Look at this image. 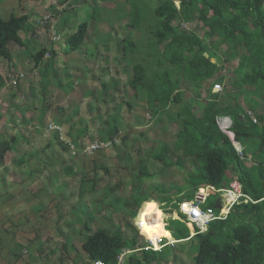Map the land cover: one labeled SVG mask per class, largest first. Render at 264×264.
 Masks as SVG:
<instances>
[{"label": "rangeland", "instance_id": "obj_1", "mask_svg": "<svg viewBox=\"0 0 264 264\" xmlns=\"http://www.w3.org/2000/svg\"><path fill=\"white\" fill-rule=\"evenodd\" d=\"M77 2L79 7L68 2L61 15L69 21L67 27L62 21L51 22L61 41L52 43L50 27H45L43 39L27 43L21 36L24 47L11 42V60L0 58V142L11 141V150L0 161V264H88L82 248L87 235L100 228L110 233L121 229L124 238H131L137 230L135 222L149 239L168 238L165 228L171 231L176 213H165L161 200L178 196L177 189L186 187L187 172L198 167L182 151H169L166 157L159 151L162 145L173 147L179 131L178 107L170 105L154 118L147 98L136 99L129 86L132 66L150 59L149 33L157 0H131L138 8L120 21L116 20L123 11L104 13L91 0ZM0 18L9 16L0 10ZM137 20L141 24L133 28ZM82 23L89 26L88 38L80 50L66 54L65 40ZM185 25L187 31L204 37L201 23ZM124 38L136 43V53L128 58L122 55ZM53 44L57 45L53 67L47 68L48 55L36 67L34 55ZM168 67L164 64V69ZM20 74L24 79L13 85L11 78ZM209 85L210 81L199 91L193 85L183 87L185 100L200 93L201 98L193 102L197 114L202 112ZM114 115H118L120 137L116 144L91 156L77 153L98 141H110H102L100 133L113 123ZM51 124L62 128L60 139L67 150L54 140ZM82 129L87 134L82 135ZM77 136L78 146L73 143ZM141 171L150 176L140 178ZM136 186L146 193L141 195H149V201L132 219L123 202L131 199ZM85 223L92 233L84 229ZM138 242L145 243L141 235ZM194 243H178L173 251L177 259L171 255L164 264H193ZM128 251L119 256L120 264H128Z\"/></svg>", "mask_w": 264, "mask_h": 264}, {"label": "trees", "instance_id": "obj_2", "mask_svg": "<svg viewBox=\"0 0 264 264\" xmlns=\"http://www.w3.org/2000/svg\"><path fill=\"white\" fill-rule=\"evenodd\" d=\"M132 8L137 9L138 6L132 3ZM132 15L129 13L130 17ZM153 15L155 23L149 33L151 53L147 56L150 59L132 66L133 78L129 86L136 99L143 95L147 98V107L154 118L170 105L178 107L175 120L179 131L173 147L162 145L159 151H164V157L169 151H182L184 158L198 164L194 171L187 172L186 187L177 189L178 196L162 198V207L167 214L176 213L179 204L193 200L199 189L205 186L227 188L234 179L239 180L244 193L255 203L234 206L225 220L214 221L205 234L190 239L195 240L191 247L195 254L193 264H264V153L259 155V151H264V126L261 130L263 144L255 149L254 164L248 167L237 154L231 138L221 131L218 124V118L231 117L235 141L243 144L244 140L251 139L250 147L257 145L253 141L260 130V122L264 123V115L257 114V124L245 121L240 100L245 98L246 104L249 100H264V0H157ZM28 21L26 16H11L8 20L0 18V58L11 60L9 43L24 46L21 33L28 28ZM196 22L206 30L203 38L181 29L182 23ZM140 24L137 20V24L132 25L138 28ZM88 29V24L82 23L65 40L66 54L81 49L88 38ZM121 44L123 58L136 53V43L131 39L124 38ZM223 46H227V63L240 57L236 69L239 77L230 79L231 90L226 88L222 93H214V85L226 81V77L221 75L222 67L212 62ZM47 55L51 57L47 68L53 67L57 58L53 46L43 47L34 55L36 67ZM166 63L169 67L164 69ZM209 81L202 112L197 114L193 102L201 98L200 93L191 100H185L183 89L186 85H193L199 91ZM117 119L118 115H114L113 123L104 134L100 133L102 141H113L118 135ZM39 121L42 122V117ZM81 132L82 135L87 134L86 129ZM54 138L67 150L58 132H54ZM78 142L79 136L73 140L76 146ZM10 150V140L0 142V157L3 158ZM244 155L248 157L245 152ZM20 164H23V159ZM180 166L184 167V164ZM68 173L72 174L73 170L68 169ZM146 175L150 176L140 172V178ZM141 193L146 194L141 186H136L131 199L123 202L126 208H130L132 219L138 215L141 204L149 201V195ZM209 205L213 203L209 201ZM159 214L166 217L162 211ZM90 220H93L91 215ZM169 228L176 240H186L190 236L188 227L180 220L172 219ZM84 229L92 233L87 223ZM133 233L131 238H124L121 229L110 233L100 228L87 235L82 248L88 256V264L98 261L118 264L124 249L133 251L128 255V264H164L171 255L176 258L169 248L161 252L141 250L144 243L138 242L139 232L134 229Z\"/></svg>", "mask_w": 264, "mask_h": 264}, {"label": "built area", "instance_id": "obj_3", "mask_svg": "<svg viewBox=\"0 0 264 264\" xmlns=\"http://www.w3.org/2000/svg\"><path fill=\"white\" fill-rule=\"evenodd\" d=\"M67 1L70 2L74 0H67ZM176 5L178 8H180L179 2H176ZM51 22H53L52 16L46 15L43 17L41 21H39L38 25L41 28H44L45 30V27H47V25ZM182 26L183 28L188 30L185 23H182ZM49 34H50V40L52 43L59 42V40L61 39L60 34L56 30H54L53 27L49 28ZM24 77H25L24 74H20L18 76L15 75L14 77L11 78L12 84L17 85L21 81V79H24ZM213 90L215 92L221 93L223 91V88L220 84H215L213 87ZM242 119H244L245 121H249L253 124H257L259 122L256 112L252 109H246L243 113ZM218 124H219L221 131L227 134L231 138L234 148L237 154L240 156V158L245 159L246 161L247 158L244 155V148L239 142L235 141V135L231 131L232 126H233L232 121L230 119H227L226 117H220L218 118ZM49 128L52 131L58 132L62 136V133H61L62 128L60 126L51 124ZM118 138L120 137L116 136L113 139V141H107L106 143L98 141L99 143L91 145L90 147L85 149V151H76V152L91 156L97 152L102 151L104 148L113 146L114 143L116 144V141ZM75 149L76 147L74 148V150ZM213 197L215 198V200L217 197L220 198L221 206H222L220 210L216 208L215 201L213 205H209V201ZM249 203H255V201H253L249 195L244 193L241 182L237 179H234L230 183L229 187L227 188H214L212 186H205L199 189L195 193L193 200H184L179 204V209L176 212V218H172V219L180 220L181 222L185 223L189 227H193L194 229H197V231H194L192 233V236H195L198 234L205 233L209 225L213 223L214 221L225 220L230 214L231 210L234 208V206L241 205V204H249ZM134 225L137 231L139 232V235H141V237L143 238L145 242L144 243L145 245L141 250L160 251L166 246H175L179 242H182V241L172 239V238H167V237H161L154 241L152 239L147 238L141 232V229L136 224V222L134 223ZM189 239L190 238H188L187 240ZM132 252L133 251H128L127 255H129ZM95 264H103V263L98 261V262H95ZM118 264H120L119 261H118Z\"/></svg>", "mask_w": 264, "mask_h": 264}, {"label": "crops", "instance_id": "obj_4", "mask_svg": "<svg viewBox=\"0 0 264 264\" xmlns=\"http://www.w3.org/2000/svg\"><path fill=\"white\" fill-rule=\"evenodd\" d=\"M77 1L78 0L70 1L71 3H69V4L71 5L72 3H74L76 6L79 7L80 5ZM84 1L87 2V0H84ZM68 2L69 1H67V0H0V10L3 12L4 15L9 16V18L11 16H15V17L26 16V17H28V19H29L28 28L26 29V31L21 33V36H22L23 40L26 41L27 43H29V42L32 43L33 40H36L35 38H37V37H41V39H43L42 37H44V33H43L42 28L38 25V23L46 15H51L54 23H56V24L59 21H62L61 24H63L65 27H67L69 25V21L63 20L62 19L63 17L61 16L64 14L65 7L67 6ZM80 2H81V0H80ZM91 3L94 6H96L98 9L102 10L104 13H107V12L114 13L118 10L123 11V15L121 17L117 18L116 21H120L122 19H125L126 17H129V13L133 9L132 4L128 0H91ZM124 11H125V13H124ZM16 12L18 14H15ZM51 13H57V16H53ZM104 20H108V19L104 18ZM104 26L111 27L110 25H107L106 22L104 23ZM114 26H119V24H116ZM47 27H51V23H49L47 25ZM24 44H25V42H24ZM55 44H53V45H54V48L56 49L57 45H55ZM226 50H227V46H223L222 48H220V50L216 53L217 56L212 59V62L216 63L219 67L220 66L222 67L221 75H224L226 77V81L221 83L223 89L228 88V90H231L232 88L230 86V79L233 78V79L237 80V78L239 77L237 75L236 69L238 67L240 57L237 58L236 60H234L233 62L227 63L226 62V57H227V55H226L227 51ZM240 52H242V51L240 50ZM230 64H232V66ZM245 89H246V87H245ZM213 92L218 93V92H215L214 90H213ZM240 103L243 106L244 111L246 109H252L256 112V114L262 115V116L264 115V100H263V102H261L259 99H255L254 101L249 100V104H246V99L244 98V99L240 100ZM250 105H252V107ZM223 117H226L227 119H230L232 121L231 117H229V116H223ZM263 126H264V123L260 122V130L258 132V135L256 134V137L253 141L254 145L256 143H258L259 145L257 144L254 147H250V146H252L251 145V143H252L251 139L246 140L245 141L246 143H243V144L240 143L245 150L244 152L247 154L246 156H248L246 159V165L248 167L254 164L253 159L256 156L255 149L257 150V146H262V144H263V136H262V132H261ZM263 153H264V151H259V155H261ZM218 198L219 197H217L215 200V202H216L215 206L217 205V199ZM220 203H221V201H220ZM161 206H162V204H161ZM186 226L189 229H191L190 236H189L190 239L197 236V235L192 236V233L194 231H197V229H194L193 227H189L188 225H186ZM165 231L169 234L168 238L175 239L172 236V232L169 231L168 228H165ZM207 231H208V229H207ZM205 233H202V234H205ZM189 240L186 239V240H181V241L182 242H185V241L190 242ZM182 242H179V244H181ZM177 245L178 244H176L175 246H166L163 249L169 248L172 251V253H174L173 252L174 248H176ZM162 250L153 251V252H161ZM191 251H193L192 248H191Z\"/></svg>", "mask_w": 264, "mask_h": 264}, {"label": "water", "instance_id": "obj_5", "mask_svg": "<svg viewBox=\"0 0 264 264\" xmlns=\"http://www.w3.org/2000/svg\"><path fill=\"white\" fill-rule=\"evenodd\" d=\"M1 160H2V157H0V161H1ZM216 208L219 209V210L222 208L221 203H220V198L217 199V205H216Z\"/></svg>", "mask_w": 264, "mask_h": 264}]
</instances>
